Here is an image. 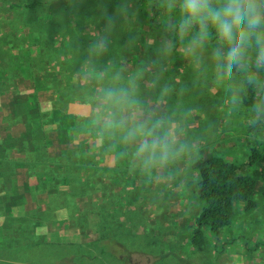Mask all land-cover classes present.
Segmentation results:
<instances>
[{
    "label": "rangeland",
    "instance_id": "rangeland-1",
    "mask_svg": "<svg viewBox=\"0 0 264 264\" xmlns=\"http://www.w3.org/2000/svg\"><path fill=\"white\" fill-rule=\"evenodd\" d=\"M33 1L43 2L44 4L33 8L25 6ZM96 1L99 4L101 2V0H0V152L4 148H9L10 154L15 158L13 163L19 173L18 175H23L24 179L28 176L38 177L35 174L36 166L27 165V162L30 161L28 155L33 152V149L26 141L21 140L24 137L29 138V134L26 133L28 130L25 129L27 126L26 122H30L33 114H28L26 119L19 107H17L16 111H13L10 104L22 102L26 96L35 90V85H39L36 111L33 117L36 123H41L42 116L37 115V112L41 111V114L52 112L55 107L53 103L57 97H59L58 105L64 107L68 113L76 109L75 104H67V98H72L71 94L66 95L64 99L61 97H63V91L67 90V86L78 89L76 73L80 66H76L79 62V56H74L71 60L65 61L64 57L55 56V54L52 55L47 52L48 48L50 50L52 48L46 45L44 50L48 54H43L41 42H46L50 38L47 26L56 30H68L75 40L86 39L89 41L90 38L86 35L87 32L92 30L100 31L104 27V15L95 11ZM136 1L134 0V2ZM62 4H67V6L62 7ZM131 8L133 9L132 11L136 12L135 21L139 19L137 16L139 10L148 12L147 7L142 5L131 6ZM147 26L149 28L151 26L148 21L138 22L134 30V24L132 23L124 26L118 24L116 37L113 38L112 35L113 46L111 50L114 51V56L122 54L131 65L140 63L142 60L154 59L155 50L152 49L150 52L145 53L141 45L143 41L148 44L152 43V45L156 41V38L148 34ZM43 29L46 32H42ZM62 35L54 37L56 38L54 44L61 43V41L65 43L69 39L68 34ZM131 35L137 38V44L134 48L128 50L125 46L122 47L120 39L125 38L126 44ZM160 38L159 36L157 39ZM111 50L107 58L113 57V51ZM115 50L120 51L119 54ZM176 50L180 51L179 47ZM166 63L165 78L172 80L178 88L180 85L186 84L190 89L184 96L174 94L168 103L170 105L185 104L193 109L192 120L188 124V135L198 138L203 144L199 156L215 152L224 153V156L241 157L242 145L246 144V138L249 136L248 127L245 126V121L248 119H245V116L241 114L243 107L237 113L229 112L226 115L228 100L223 89L213 87L208 90L207 84L203 81L194 84L192 69L185 59L178 61V58L173 54ZM68 76L70 82L68 81ZM66 80L68 81L67 85ZM56 88L60 91L59 95L56 91H52ZM38 90L40 91L38 92ZM70 92L74 91L70 90ZM51 118L52 116L49 119ZM55 128V125L46 123L42 124L41 130H52L54 132ZM259 133H261L260 130ZM9 136L12 137L13 142L9 140L11 138ZM78 136H73L72 144L78 145L80 140L85 138ZM260 138L264 141V132ZM249 140L251 141L252 138ZM88 144L93 148L90 142ZM58 148L59 144L56 143L53 152L58 151ZM223 148L224 150L222 151ZM95 155L96 158L104 156L101 166L111 167L117 164L115 155H106L98 150H96ZM238 162L244 163L245 160L238 159ZM45 164L53 168V171L63 169V166L57 163ZM126 166V162L125 165L122 163L119 165L120 168ZM125 173L131 178L136 177L137 186H132L130 182L128 184L120 183L117 190L119 189L121 192L118 195L123 198L126 195L130 199L136 198L135 201L138 204L126 205L125 207H130V210L134 211L141 219H137L133 212L127 211H123L124 213L118 215V219L121 216L124 224L128 225L132 222L135 225L130 231L131 233L136 232L134 234L135 237L129 238L132 235L131 233L128 236L119 237L121 231L113 228V215H111L108 226L105 227L104 225L102 232L97 233L91 242L87 244L74 242L63 246L62 243L56 241V236H53L52 240L54 241H51L45 247L43 256L39 261L40 263L57 264V260L65 256L67 251L69 255L65 261L69 262V264H131L127 258H120V256L125 253L124 247L126 250L129 249L130 253L142 254L143 241L137 233H140L145 238L146 244L150 246L160 245V242L156 239L160 240L164 236L165 226L162 223H168L178 217H188L190 214H195L198 209L197 204L191 200L189 192L194 186V182H196L190 165L178 164L171 173H166L164 176L150 181L149 184L146 183L143 177L141 179L139 175L132 174L129 170H126ZM162 184L168 185L177 194L185 193L183 201H170V197L159 195L158 192L161 190L160 185ZM73 185L77 188L79 186L76 182ZM139 191L146 194L147 198L145 199ZM24 192L27 194L25 189ZM75 193L78 194L76 195ZM79 193L78 191H72L69 195L71 197L74 196L73 200H77L79 202L78 205L86 208V197L83 193ZM113 194L116 195L115 192ZM64 197L56 196L53 203L59 206ZM257 197L259 199L264 197V191L260 192ZM124 201L127 200L125 199ZM149 201L152 202V206L149 205ZM72 212H74L73 209H68L63 213H71L70 216L72 217ZM254 213L251 212V214ZM259 213L260 216L258 218L246 219L242 217L248 215L252 217L250 211L239 212L237 218L234 219L236 221L234 222L235 225L221 231L218 243L210 236L208 239L210 246H203L201 249L192 250L190 242L187 243L188 239L182 241L176 235V237L170 236L174 240L173 242L167 241L166 244L170 243V245L165 248L169 254L165 255L164 259L160 257L161 251L160 254H153V264H212V261L217 259V264H264V257L262 258L259 254L263 249L257 248L253 254H248L245 253L244 247L241 248L239 246L240 243L245 246L248 244L252 245L251 230L254 227L259 228L253 230L254 242L256 243L258 239L264 240V212L262 215L260 211ZM154 221H157V223ZM147 223L151 224V226H156L155 229H150V232L156 235L155 238L151 236L149 231L145 230L146 227L142 230ZM141 232L145 233L142 234ZM240 233L246 234L245 236L249 237L251 241L242 240L239 243L238 241L236 242V238ZM117 243H123V249ZM178 244L182 245L179 246ZM216 244L217 246L215 247ZM176 245L181 248L183 254L187 248H190L192 253V255L188 256L190 259L187 258L184 262H180L175 257L178 251ZM101 248H103L102 252L99 251ZM82 250H87L86 258L82 257ZM218 250L222 252V255H216ZM39 253L40 251L34 250L29 252L27 256L22 257L32 259L36 258Z\"/></svg>",
    "mask_w": 264,
    "mask_h": 264
},
{
    "label": "clouds",
    "instance_id": "clouds-1",
    "mask_svg": "<svg viewBox=\"0 0 264 264\" xmlns=\"http://www.w3.org/2000/svg\"><path fill=\"white\" fill-rule=\"evenodd\" d=\"M153 0H150V5ZM163 13L164 31L155 45V58L131 65L121 54L107 58L118 24L136 20L128 0L114 14L104 13L101 31H89L76 73L79 130L86 142L106 155L126 162L130 173L152 181L178 164L190 165L203 144L188 135L193 109L170 105L184 96L165 78L167 61L177 47L190 65L194 84L223 89L227 113L244 107L252 90L256 99L247 108L249 125L264 128V0H154ZM214 41V43H213ZM131 35L125 44L134 48Z\"/></svg>",
    "mask_w": 264,
    "mask_h": 264
},
{
    "label": "trees",
    "instance_id": "trees-1",
    "mask_svg": "<svg viewBox=\"0 0 264 264\" xmlns=\"http://www.w3.org/2000/svg\"><path fill=\"white\" fill-rule=\"evenodd\" d=\"M121 2L122 0H101L99 4L96 1L95 11L98 12V14L102 13L103 15L105 12L108 14H114ZM128 2L131 6L142 5L147 7L148 12H145L144 10L138 11L137 16L139 19L132 22V24H134L133 30L138 22H150V28L147 26L148 34L151 37L156 38V41L154 45H152V43L148 44L145 41H143L141 45L145 53L150 52L152 49L155 50V45L160 40L157 38L166 35L164 31L165 13L155 6L154 0L151 5L150 0H137L136 2H134V0H128ZM43 4V2L40 3L33 1L25 6L33 8L37 5L41 6ZM65 6H67V4H62V7ZM132 10L133 9L131 8V11ZM44 15H46V13H44ZM47 29L50 38H48L46 42H41L43 54H48L46 53V50H44V46L46 45L47 47L50 46L52 48V50L48 48L47 52L52 55L55 54V56H62L65 58V61L71 60L74 56H79V62L76 66L79 67L83 55V49L87 47L89 41L86 39H73L71 32L68 30H56L50 26H47ZM116 31L118 32V29H116ZM116 31L113 33V38L117 35ZM42 32H46V30L43 29ZM62 34H68L69 39L65 43L61 41V43L54 44L56 41V38L54 37ZM120 42L122 43V47L125 46V38H121ZM112 46L113 40L111 48ZM115 51L118 54L120 52L117 50ZM174 55L178 58V61H183L180 51L176 50ZM67 78L70 82L69 76ZM68 81L66 85L68 84ZM37 89H39V85H35V90L30 95L26 96L22 102L11 103L10 106L13 111H16L17 107H19L26 119L28 114H33L30 122H26L27 126L25 128L28 130L26 133L29 134V140L26 137L21 138V140L26 141L33 149V152L28 155L30 161L27 162V165L32 167L36 166L38 168L36 173L39 177H46L47 183L53 182L55 185L54 187L56 188L53 190L55 195L61 197L65 196L58 207L72 206L70 200L74 196L71 197L69 193L72 191H78L83 193L86 197V208L84 210L89 208L88 211L96 213L105 227L108 226V221L110 220L111 215H113V228L117 229L118 215L123 211L133 212L137 219H141L134 211L130 210V207H125L126 205L132 206L138 204L137 201H135L136 198L130 199L128 195L124 196V198L120 197L119 195L121 191H119V189L117 190L120 183L128 184V182H130L132 186H137L136 177L131 178L126 175L125 171L128 170L127 166L123 168L119 167L120 163L125 165V161L114 157L116 158V166L104 167L101 166L104 156L96 158V149L91 148L85 138H82L78 145L72 144V138L74 135L82 136L79 130V122L77 120L78 115L68 113L64 107L58 105L59 97L57 96L60 94L58 88L52 90L58 93L56 96L57 98H55L53 103L55 104V107L52 112L41 114L42 112L38 111L37 115H42L41 123H36V120L33 117L35 116L37 105ZM66 89V91H63V97L61 98L64 99L66 95L71 94L72 98H67V104L73 103L78 89L74 87L70 88V86H67ZM70 90H73L74 92H70ZM39 91L40 90H38V92ZM255 99L256 97L253 91L249 90L244 101V107L241 111V114L245 116V119H248L247 108L255 102ZM50 116H52L51 119H49ZM46 123L55 125L56 128L54 132H52V130H41L42 124L44 125ZM245 126L248 127L249 136L246 138V144L242 145L243 150L241 151L242 154H240L241 157H234L231 155L224 156V153L213 152V154H201L194 163L190 164V169L193 170L196 182H194V186L189 192L191 200L197 204L198 209L195 211V214H190L188 217H178L179 220L176 217L177 219L171 220L168 223H162L165 226L164 234L166 236L175 237L176 235L179 236L182 241L188 239L187 242H190L191 247L201 249L203 246H210L208 243L210 236L216 243H218L221 231L235 225L234 222L236 221H234V219L237 218L239 212L244 213L250 211L252 217L249 215L242 217L246 219L258 218L260 216L259 211L261 212V215L263 214L264 197L259 199L257 195L264 191V141L260 138L264 132V128L251 127L249 125V119L245 121ZM259 130L261 133H259ZM250 138H252L251 141L249 140ZM9 140L13 142L12 137ZM56 143L59 144V148L58 151L53 152ZM14 159L15 158L9 152V148H4V150L0 152V178H8L6 181L7 187L9 183L13 181V169L15 168V164L13 163L15 162ZM238 159H244L245 162H238ZM45 163H57L62 165L63 169H55L56 171H53V168L50 167L45 169L42 166ZM139 178L142 179L141 176H139ZM74 182L78 183V188L73 185ZM59 183L61 184L56 187ZM146 183L149 184V181L146 180ZM61 185L65 187L63 190L59 187ZM24 186L26 187V185ZM160 188L161 190L158 192L159 195L161 194L170 197V201H183V195H185V193L177 194L165 184L160 185ZM114 192L116 195L113 194ZM139 193H141L145 199L147 198L146 194H143L141 191H139ZM75 194L77 195L78 193ZM125 199L127 201H124ZM149 205L152 206V202L149 201ZM251 212L255 213L251 214ZM180 220L183 221L178 222ZM154 222L157 223V221ZM155 228L156 227H153L151 230ZM254 228L251 230L253 239V230L259 229L257 227ZM150 234L151 236L153 235L151 232ZM245 235L246 234L244 233H240L236 238V242L238 241L239 243V241L242 240L251 241L250 238ZM119 237H122L121 233H119ZM253 239L251 242L252 245L248 244L245 246L240 243L239 246L241 248L244 247L245 253L248 254H253L257 248L263 249L262 252L259 253L263 258L264 240L258 239L255 243ZM114 240L116 241L115 238ZM170 241L173 242L172 239ZM169 245L170 243L166 244L165 248ZM216 246L217 244L215 247ZM99 251L102 252L103 248ZM216 255H222V252L218 250ZM217 263L218 259L212 261V264Z\"/></svg>",
    "mask_w": 264,
    "mask_h": 264
},
{
    "label": "crops",
    "instance_id": "crops-1",
    "mask_svg": "<svg viewBox=\"0 0 264 264\" xmlns=\"http://www.w3.org/2000/svg\"><path fill=\"white\" fill-rule=\"evenodd\" d=\"M75 106L76 109L69 113L78 115V106ZM42 166L45 169L49 168V165L46 166V164ZM37 169L36 167L35 170L37 171ZM13 171V181L9 183L8 187L6 185L8 178H0V264H43L39 262L40 258L43 256L45 247L54 241L52 240L53 236H56V241L66 246L74 242L87 244L97 233L102 232L103 224L98 215L92 211L84 210V207L78 205L77 200H73V198L70 200L72 206H56L53 203L57 196L53 192L55 185L53 182L47 183L46 177H39L35 172L38 177L28 176L24 179L23 175H18L16 168ZM60 184H57L56 187ZM59 187L62 190L65 188L62 185ZM24 189L27 194H25ZM68 209L74 210L72 217L70 216L71 213H63ZM122 213L124 212L120 214ZM117 224V229L121 231L122 236H128L131 233V228L135 226L132 222L128 225L124 224L121 216ZM153 227L156 226L147 223L142 230L145 228L149 231ZM141 233L144 234L145 232ZM131 234L129 238L135 237L136 232ZM137 235H140L143 241L142 254L130 253L129 249H125V253H122L120 258H127L131 264H153V254H160L161 251L160 257L162 259L169 254L166 252L165 245L167 241L171 240L170 236L163 234L162 239H156L160 245L150 246L146 244L145 238L140 233ZM155 236L152 235L154 238ZM178 238L180 240L179 236ZM117 244L123 249V243ZM178 245L181 246L182 244ZM178 245H176L178 251L175 257L180 262H184L187 258L190 259L188 257L192 255L190 248H187L183 254ZM34 250L40 251L36 258L26 259L22 257ZM192 250L196 249L193 248ZM86 251H81L83 258H86ZM68 255L66 251L65 256L57 260V264H69L65 261Z\"/></svg>",
    "mask_w": 264,
    "mask_h": 264
},
{
    "label": "bare ground",
    "instance_id": "bare-ground-1",
    "mask_svg": "<svg viewBox=\"0 0 264 264\" xmlns=\"http://www.w3.org/2000/svg\"><path fill=\"white\" fill-rule=\"evenodd\" d=\"M213 136V135H212ZM215 136V135H214ZM210 137V136H209Z\"/></svg>",
    "mask_w": 264,
    "mask_h": 264
}]
</instances>
